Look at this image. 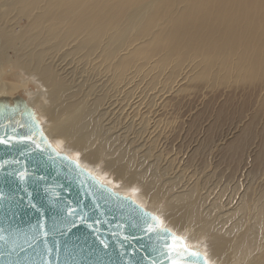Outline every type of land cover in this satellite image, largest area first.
Returning <instances> with one entry per match:
<instances>
[{"label": "bare ground", "instance_id": "bare-ground-1", "mask_svg": "<svg viewBox=\"0 0 264 264\" xmlns=\"http://www.w3.org/2000/svg\"><path fill=\"white\" fill-rule=\"evenodd\" d=\"M64 54L66 67L52 59ZM4 62L24 71L22 95L55 148L155 213L208 263L264 264V0H0L8 95ZM113 101L122 103L119 126L107 118ZM186 105L190 118L211 110L209 120L235 106L242 126L216 139L215 123L205 125L210 138L195 142L207 146L206 171L181 180L142 153L153 150L149 135L135 137L160 107L174 121ZM128 111L141 121L122 122ZM225 174L230 195L205 194L207 180Z\"/></svg>", "mask_w": 264, "mask_h": 264}, {"label": "water", "instance_id": "water-1", "mask_svg": "<svg viewBox=\"0 0 264 264\" xmlns=\"http://www.w3.org/2000/svg\"><path fill=\"white\" fill-rule=\"evenodd\" d=\"M0 138V264H170L167 237L147 231L158 216L76 168L20 94L0 93Z\"/></svg>", "mask_w": 264, "mask_h": 264}, {"label": "rangeland", "instance_id": "rangeland-1", "mask_svg": "<svg viewBox=\"0 0 264 264\" xmlns=\"http://www.w3.org/2000/svg\"><path fill=\"white\" fill-rule=\"evenodd\" d=\"M155 57L156 56H153L151 59H149V61L154 59ZM70 58L71 55L64 54L61 57H55L52 59H58V61H61V64H66ZM74 64L78 65L76 63ZM2 66L5 71L2 75L3 76L2 79L4 82H8V86H9L7 92L8 95L9 94L10 95L21 94V96L25 95L26 94L25 87H23V85L21 84L23 78L26 77L24 71H22L20 68L12 67L10 64L5 62L2 64ZM66 66H69V64H66L65 67ZM146 67H148L147 64ZM148 73L150 75V72ZM29 78L33 80V83L30 80L32 84L29 83L28 85L29 90L34 92H37L38 89L40 90V88L36 86L38 85L37 81L32 79V77L30 76ZM160 84H162V81ZM217 101H219V99ZM118 104L121 105L122 103L117 101L111 102L109 105V112L107 114V118L113 121L114 126H119L118 125L119 122H117L118 119H116L117 117L115 116L123 111L122 108H120L117 111ZM190 104L192 105V103ZM160 106L162 105L160 104ZM198 107L200 108V106ZM188 108L189 106L187 105L186 107L184 106L183 111H181V115L176 120L171 121L170 119L168 120L167 118L165 119L164 115L166 114V111L164 108L160 107V116L156 117L154 121H151L152 123L149 122L150 125L149 129L145 130L140 136L139 134H137V136L135 137L136 140H141L142 138H145L146 134L147 136L149 135L148 137L153 140V150H151L150 153H146L145 151H142V153L144 155L147 154L148 158L156 162L159 166L171 165V171L173 173L178 172V174H180L182 177L181 180H183L184 175L186 177H189L190 173H192L194 169H197L199 174L200 173L204 174L203 172L206 171V168L205 170L204 169L202 170L201 167L202 165L205 164V161L207 159V155H206L208 151L206 150L207 146L199 145V144L197 145V142H195L197 139L203 136L210 138L209 132L207 130L203 131V127L205 125H207L209 122L212 121L213 123H215L214 127L211 128V130L209 131L213 136H215L216 139L226 138L228 136H231L232 133L237 134L238 131L240 130L239 127L242 126L241 125L242 118L238 113H234L237 110L235 106H230V105L225 106V108L223 109V113L226 115V117L222 120H215L214 116L209 120L208 115H206V113L211 112V110L209 109L208 111L206 110L204 114L190 118V113ZM156 113L157 112H155L154 114ZM133 121L135 124H138V122L141 121V119L138 118V115L137 114L135 115L134 112L128 111V116L124 117L122 122L132 123ZM146 126H147V122L145 123V127ZM127 131L129 132V128L127 129ZM133 132H135V130H130L131 133L130 135H133ZM249 139H251L254 142L258 141V139L254 138L253 135H251ZM194 150H198L200 152V154L198 155L199 157L197 155L196 156L194 155L195 154ZM212 161H214V157H212ZM174 162L175 164H173ZM191 163H193V167L191 166ZM217 173L215 170V174ZM226 185H227L226 174H225V178H223L222 180L212 177V179L207 180V184L204 186L203 191L205 190L206 191L205 194L209 193L210 196L212 195L216 196L217 194L219 198L222 200L225 199L226 196L230 195L232 190L230 185L229 186Z\"/></svg>", "mask_w": 264, "mask_h": 264}, {"label": "snow or ice", "instance_id": "snow-or-ice-1", "mask_svg": "<svg viewBox=\"0 0 264 264\" xmlns=\"http://www.w3.org/2000/svg\"><path fill=\"white\" fill-rule=\"evenodd\" d=\"M20 139H32V137H21ZM0 143H7L3 138H0ZM37 147H40L39 144H37ZM59 155V153H57ZM71 160V158H67ZM76 168H80L79 160L71 161ZM3 166V165H0ZM83 172L84 170L81 169ZM19 178L21 180H24L25 173H18ZM91 175V174H89ZM96 185H98L100 188L104 189L105 191L111 192V189L107 187L103 182H101L96 177H91ZM112 195H118L117 193H112ZM125 200L129 201L130 203H134V201H131L130 197H125ZM74 209H69V214L74 213ZM145 216L149 215L148 213H144ZM152 224L147 226V231L149 233H158L161 234L167 239H165L164 247L167 249V256L169 257L170 264H185V260H187L188 264H200L202 261V264H208V261L206 258L203 257V254L200 253L198 250L189 248L186 244V237L176 235L174 232H172L171 229L162 227V221L159 217L152 216ZM91 227V225H89ZM44 235H47V233H44ZM4 237L0 235V240H3ZM101 243L103 244L104 241L101 240ZM105 247L107 245L105 244ZM183 254V256H182ZM174 256H181V259H173ZM154 264V262H153Z\"/></svg>", "mask_w": 264, "mask_h": 264}]
</instances>
